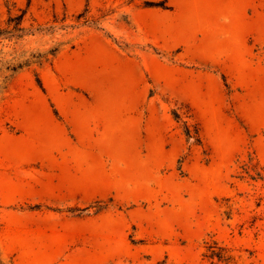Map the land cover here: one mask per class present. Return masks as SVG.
I'll use <instances>...</instances> for the list:
<instances>
[{"label":"rangeland","instance_id":"374dc122","mask_svg":"<svg viewBox=\"0 0 264 264\" xmlns=\"http://www.w3.org/2000/svg\"><path fill=\"white\" fill-rule=\"evenodd\" d=\"M84 101L123 131L93 198L44 170ZM98 263L264 264V0H0V264Z\"/></svg>","mask_w":264,"mask_h":264},{"label":"crops","instance_id":"0c3cea01","mask_svg":"<svg viewBox=\"0 0 264 264\" xmlns=\"http://www.w3.org/2000/svg\"><path fill=\"white\" fill-rule=\"evenodd\" d=\"M71 104L74 105L63 107L60 115L52 117L46 126V134L56 138L60 146L51 147L56 149L51 155L57 158L51 159L44 170L50 174L52 186L72 188L66 194L104 196L108 192L104 193L105 188L111 186L112 165V150L104 141L119 137L123 132L121 124L113 121L111 110L93 106L89 101Z\"/></svg>","mask_w":264,"mask_h":264},{"label":"trees","instance_id":"16d2710c","mask_svg":"<svg viewBox=\"0 0 264 264\" xmlns=\"http://www.w3.org/2000/svg\"><path fill=\"white\" fill-rule=\"evenodd\" d=\"M207 250L208 253L206 254V256L209 258L216 257L217 259H222L226 261L231 258L229 255L226 254V249L224 247H220L217 245H209Z\"/></svg>","mask_w":264,"mask_h":264}]
</instances>
